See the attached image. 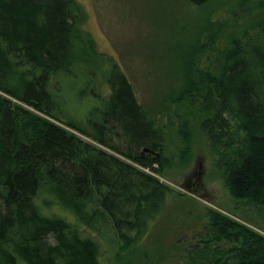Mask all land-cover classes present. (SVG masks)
<instances>
[{"label": "trees", "instance_id": "trees-1", "mask_svg": "<svg viewBox=\"0 0 264 264\" xmlns=\"http://www.w3.org/2000/svg\"><path fill=\"white\" fill-rule=\"evenodd\" d=\"M225 6L223 21L189 28L188 60L175 67L169 101L199 103L189 118L224 189L235 205L261 212L264 0ZM86 19L74 0H0V264H100V241L86 231L111 235L114 264L149 262L141 247L171 191L153 176L171 166L165 133L119 65L96 51ZM210 52L211 67L194 61ZM96 74L110 94L77 117L75 101L59 98L57 79ZM187 120L177 134L182 166L191 159ZM203 219L183 264H264L263 235L211 208Z\"/></svg>", "mask_w": 264, "mask_h": 264}, {"label": "rangeland", "instance_id": "rangeland-1", "mask_svg": "<svg viewBox=\"0 0 264 264\" xmlns=\"http://www.w3.org/2000/svg\"><path fill=\"white\" fill-rule=\"evenodd\" d=\"M74 1L87 16L82 29L94 40L96 51L119 65L137 103L155 116L157 126L165 133L164 156L171 166L163 175L153 176L171 191L165 209L156 218L141 247L148 264H183L188 248L196 243L194 235L205 223L203 213L209 208L264 236V211L235 205L218 178L216 158L196 123L189 118L198 114L199 103L169 101L176 78L175 67L188 60L183 54L192 37L189 28L208 19L223 21L225 5L234 7L240 0H211L198 9L189 7L186 0ZM195 58L199 66L206 68L212 66L215 54L210 52L208 56L201 54ZM57 88L61 100L77 102L68 101L71 112L77 117L95 106L91 99L102 96L106 100L110 94L99 74L88 78H58ZM183 119H189L192 132L191 159L185 166L176 159L180 148L177 134ZM79 136L83 141H90ZM114 138L113 145L122 149L123 144ZM86 232L85 235L100 241L99 263L114 264V250L109 245L111 235L108 233L102 240Z\"/></svg>", "mask_w": 264, "mask_h": 264}, {"label": "water", "instance_id": "water-1", "mask_svg": "<svg viewBox=\"0 0 264 264\" xmlns=\"http://www.w3.org/2000/svg\"><path fill=\"white\" fill-rule=\"evenodd\" d=\"M143 153L154 154V155H155L154 158H153L154 161L156 160L157 157H159V154H158V153H155V152H153V151H151V150H148V149H144V150L141 152V154H143Z\"/></svg>", "mask_w": 264, "mask_h": 264}]
</instances>
